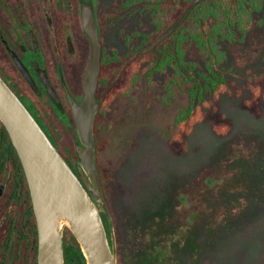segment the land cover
<instances>
[{"label": "rangeland", "instance_id": "1", "mask_svg": "<svg viewBox=\"0 0 264 264\" xmlns=\"http://www.w3.org/2000/svg\"><path fill=\"white\" fill-rule=\"evenodd\" d=\"M118 1L94 0L103 47L122 52L138 46L152 21L147 0H135L132 12L110 21ZM218 51L215 68L223 72V88L208 87L202 99L192 100V114L200 118L185 134L182 151L167 140L177 128L174 116L190 99L171 68L143 70L132 105L126 108L130 99L118 96L104 109L100 181L112 205L138 214L147 210L150 264H264V104L259 114L243 106L253 89L264 93V0L249 30L218 42ZM215 104L230 119L225 133L216 132L206 116Z\"/></svg>", "mask_w": 264, "mask_h": 264}, {"label": "flooded vegetation", "instance_id": "2", "mask_svg": "<svg viewBox=\"0 0 264 264\" xmlns=\"http://www.w3.org/2000/svg\"><path fill=\"white\" fill-rule=\"evenodd\" d=\"M95 4L100 28L99 71L94 91L99 105L93 125L98 162V152L106 141L101 136L104 109L118 96H128L130 100L126 99L125 107L131 106V91L135 82L131 67L128 68L134 48L120 52L103 47L104 26ZM116 6L108 12L110 21L124 15L110 17ZM141 39L142 35L139 50L147 48ZM89 52L90 40L80 21V0H0V77L28 109L77 176L78 157L74 149L76 126L71 97L80 99L83 96V77ZM179 114L180 111L173 118L177 128L167 140L171 149L169 139L179 131L176 121ZM116 120L117 117L113 125L117 127ZM98 175L100 180L99 170ZM5 184L6 175L0 181V264H37V227L34 234L32 228L21 224L24 221L20 210L15 212L12 224L8 223L11 211L5 208ZM100 184L110 211L117 264H150L147 210L143 209L139 214L134 213L133 208L121 210L118 202L115 206L108 202V194L104 192L101 181ZM115 197L116 200L120 198L117 191ZM101 217L110 241V223L107 229L109 221L106 214L101 212ZM65 231L66 227L63 236ZM153 246H159L158 242H154ZM159 254L164 253L159 251Z\"/></svg>", "mask_w": 264, "mask_h": 264}, {"label": "water", "instance_id": "3", "mask_svg": "<svg viewBox=\"0 0 264 264\" xmlns=\"http://www.w3.org/2000/svg\"><path fill=\"white\" fill-rule=\"evenodd\" d=\"M198 1L192 0L186 6L176 24ZM80 21L90 40V52L83 96L71 97L78 176L0 77V121L16 150L28 185L38 235L37 264H63L65 227L78 242L86 264H117L111 216L99 180L95 151L93 125L99 100L94 91L99 71L100 28L93 0H80ZM101 212L110 223V241Z\"/></svg>", "mask_w": 264, "mask_h": 264}, {"label": "trees", "instance_id": "4", "mask_svg": "<svg viewBox=\"0 0 264 264\" xmlns=\"http://www.w3.org/2000/svg\"><path fill=\"white\" fill-rule=\"evenodd\" d=\"M191 1L147 0L146 6L151 12L152 23L141 39L147 48H134L128 65L134 82L143 70L151 74L163 71L168 66L172 69L173 80L187 93L189 106L176 117L179 131L169 139L172 149L177 153L184 149L185 134L193 122L200 118L192 114V100L202 99L208 87L215 91L223 88V72L215 68L220 58L218 42L235 39L239 34L244 35L250 28L253 12L259 9L261 2L199 0L176 24ZM134 2L135 0H119L110 17L119 18L133 11ZM260 83L264 84V73L260 77ZM261 104H264V93L257 87L253 89L251 99L243 103V106L259 114ZM206 116L216 132L225 133L228 130L230 119L220 111L217 104L213 105L212 111ZM5 175V208L11 211L8 223L12 224L15 212L20 210L24 221L21 224L28 225L35 234V219L24 171L0 121V181ZM63 260V264H85L78 242L67 228L63 236Z\"/></svg>", "mask_w": 264, "mask_h": 264}]
</instances>
